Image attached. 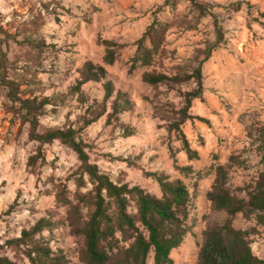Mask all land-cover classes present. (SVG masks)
Listing matches in <instances>:
<instances>
[{
    "label": "rangeland",
    "instance_id": "rangeland-1",
    "mask_svg": "<svg viewBox=\"0 0 264 264\" xmlns=\"http://www.w3.org/2000/svg\"><path fill=\"white\" fill-rule=\"evenodd\" d=\"M198 1L213 14L199 18L194 0H0L9 77L22 82L28 94L55 100L40 117L38 129L78 127L88 106L103 102V82H88L73 92L86 61L105 66L116 93H129L131 109L108 122L114 96L106 101L105 114L82 130L81 137L90 145V161L115 183L138 185L161 196L153 175L157 173L188 187L191 199L182 216L186 214L189 232L171 252L174 264H198L205 230L226 217L207 196L216 169L227 167V186L238 196L264 171V0ZM215 17L224 41L205 60L206 47L217 37ZM152 24H161L159 51L153 65L134 66L136 42ZM104 40L120 46L113 64L104 62ZM201 61L203 94L192 101L194 117L181 125L199 153V159L191 160L169 125L178 119L185 93L197 88V82L153 86L143 76L153 70L171 76L190 72ZM8 104L0 85V247L13 261L30 264L23 248L9 241L50 216L56 227L37 235L39 241L61 255L63 264H85L84 240L71 223L87 212L76 210L93 184L86 174L83 185L76 181L82 163L72 148L60 140L41 145L31 139L30 124L14 117ZM126 129L134 134L125 136ZM36 154L45 156V162L39 157L30 164ZM176 165L192 169L185 175ZM234 225L248 229L256 219L238 214ZM257 228L251 247L264 258V226ZM147 264H155L153 252Z\"/></svg>",
    "mask_w": 264,
    "mask_h": 264
},
{
    "label": "trees",
    "instance_id": "trees-1",
    "mask_svg": "<svg viewBox=\"0 0 264 264\" xmlns=\"http://www.w3.org/2000/svg\"><path fill=\"white\" fill-rule=\"evenodd\" d=\"M199 10V18L213 14L208 5L194 0ZM198 19V18H197ZM219 19L215 17L216 39L209 43L204 51L205 60L224 41V30ZM161 24L150 25L137 40L138 45L133 58L134 66H151L159 51L162 34H159ZM6 31L0 19V85L5 92V98L10 103L14 117L21 119L22 124H30V138L41 145L60 140L78 154L81 161V175L76 179L79 185L85 183L84 175H88L93 188L84 193L81 198L82 206L77 208L78 214L82 208H87L72 221L76 233L83 238L82 258L85 264H147L148 256L154 253L155 264H174L171 252L178 248L189 232V226L182 216L191 195L188 187L180 180H171L164 174L154 173L158 180L162 195L152 194L138 185L129 186L127 183H115L109 175L100 171L97 164L90 161L88 148L90 145L81 137V131L98 121L106 112V101L115 96L112 117H118L123 111L133 106L129 93L118 90L110 79L104 65L86 61L79 69V79L73 88L77 92L88 82H103L105 96L102 103L94 101L82 116V124L49 127L41 131L40 117L47 112V106L55 105L51 96L28 94V90L21 89L22 82L9 77L10 61L3 43ZM4 38V40H3ZM150 45H149V44ZM104 62L113 64L117 58L119 44L111 40H104ZM174 76L156 70L146 72L144 81L153 86L162 84H181L190 80L197 82V88L185 93L186 105L178 111L177 120L170 122L169 130L176 131L180 136L183 149L188 157L199 159V153L193 149L183 132L181 125L189 118L192 101L203 94V61L199 62L190 72L181 71ZM125 136H131L134 131L126 129ZM45 156L40 154L29 158L30 164ZM262 161L264 162V148ZM185 175L191 171L190 166L180 167ZM228 169L219 166L216 177L207 192L212 206L224 211L226 217L223 223L214 224L204 232V241L198 255V264H264V258L258 257L251 247V235L259 233L257 226H264V171L252 183L244 187L245 195L238 196L227 186ZM242 214L247 220L256 219V225L248 229L236 228L234 220ZM56 227L51 217H41L31 229H24L14 243L23 248V253L30 264H63V257L55 255L52 247L41 243L37 235L44 231L53 232ZM2 247H0L1 249ZM0 264H19L0 251Z\"/></svg>",
    "mask_w": 264,
    "mask_h": 264
}]
</instances>
